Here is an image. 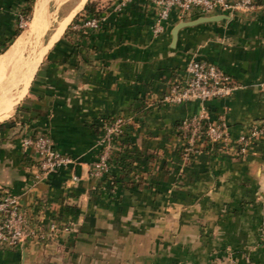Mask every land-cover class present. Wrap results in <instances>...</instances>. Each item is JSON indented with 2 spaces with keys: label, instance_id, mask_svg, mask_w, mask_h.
Wrapping results in <instances>:
<instances>
[{
  "label": "crops",
  "instance_id": "1",
  "mask_svg": "<svg viewBox=\"0 0 264 264\" xmlns=\"http://www.w3.org/2000/svg\"><path fill=\"white\" fill-rule=\"evenodd\" d=\"M91 1L97 13L84 2L0 121V192L18 195L28 227L48 232L0 247V264H264V132L244 155L204 145L186 159L176 129L202 105L210 118L225 114L232 136L264 124V3L172 12L154 33V0L120 8L119 0ZM54 2L35 0L30 23L44 10L53 15ZM23 3L0 0V55L17 38L2 49ZM213 14L225 16L182 25L173 39L176 23ZM91 16L97 26L81 25ZM192 57L217 64L240 86L204 102H164ZM115 116L125 124L110 152L113 183L92 176L90 164ZM41 132L74 161L33 181L35 158L21 141ZM128 160L133 169L124 177ZM53 222L59 228L51 232Z\"/></svg>",
  "mask_w": 264,
  "mask_h": 264
},
{
  "label": "built area",
  "instance_id": "2",
  "mask_svg": "<svg viewBox=\"0 0 264 264\" xmlns=\"http://www.w3.org/2000/svg\"><path fill=\"white\" fill-rule=\"evenodd\" d=\"M129 0H119L120 8ZM157 9L154 14L152 31L158 33L164 29V22L172 12L179 14H191L195 12L207 13L216 10L227 11L233 9H250L258 4L257 0H154ZM18 24L26 23V18L17 12ZM98 17L85 18L81 25L95 27ZM77 26V24H75ZM185 74L181 80H175L169 84L161 99L171 104H179L186 100L195 99L204 102L207 99L229 95L240 85L234 81L232 75L217 64L204 57H192L185 64ZM125 120L122 116H115L104 125L103 134L99 139L101 150L95 160L90 164V174L102 178L109 173L110 152L117 147L116 137L124 129ZM182 139V154L189 158L191 154L198 152L204 145L213 146L221 150L229 151L236 155L246 154L255 138L264 132V124L253 122L245 131L232 136L224 113H219L215 118H210L207 110L201 108L192 115L180 120L176 126ZM21 145L23 148H31L35 158L32 171V180L36 181L44 175L57 171L74 161L71 155L61 152L54 144L51 136L45 132L28 134L23 136ZM136 175V174H134ZM73 179L77 175H73ZM69 224L63 225L64 229ZM59 226L53 222L49 231H56ZM30 229L27 218L19 207L18 195L9 190L0 192V247L14 246L28 236L40 235L45 237L47 233ZM264 241V233H262ZM227 264H237L231 258Z\"/></svg>",
  "mask_w": 264,
  "mask_h": 264
},
{
  "label": "bare ground",
  "instance_id": "3",
  "mask_svg": "<svg viewBox=\"0 0 264 264\" xmlns=\"http://www.w3.org/2000/svg\"><path fill=\"white\" fill-rule=\"evenodd\" d=\"M85 1L86 0H80L78 5L61 21L46 47L42 49L37 63L35 58L31 60L30 57L32 51L30 38L35 37L36 46L37 34L39 31L44 32L49 26L52 15L51 13H45V10L42 12L40 19H34L30 25L17 36L6 51L0 55V121L11 115L14 106H16L21 97L25 95L24 93L27 91L29 81L31 77H33L32 73L33 71L35 73L44 53L52 43L58 39L70 19L77 10L82 7Z\"/></svg>",
  "mask_w": 264,
  "mask_h": 264
},
{
  "label": "rangeland",
  "instance_id": "4",
  "mask_svg": "<svg viewBox=\"0 0 264 264\" xmlns=\"http://www.w3.org/2000/svg\"><path fill=\"white\" fill-rule=\"evenodd\" d=\"M79 2H80V0H56V2L51 4L50 9L53 11L52 16H53V19L55 21L51 20V24H50L49 28L47 27L44 32L39 31V33L37 34V37H36V46L37 47L35 46L37 59H39V57L42 53V49L44 47H46L50 36L56 31V28L59 26L62 19H64L78 5ZM81 8L78 9L77 12L79 10H81ZM31 17H32V14L28 19H26V23H24L21 26L20 32L25 30L28 27V25L30 23L29 20ZM9 44L7 45V47L9 46ZM34 45H35V43H34ZM12 112H13V110H12ZM12 112H11V114H12Z\"/></svg>",
  "mask_w": 264,
  "mask_h": 264
},
{
  "label": "trees",
  "instance_id": "5",
  "mask_svg": "<svg viewBox=\"0 0 264 264\" xmlns=\"http://www.w3.org/2000/svg\"><path fill=\"white\" fill-rule=\"evenodd\" d=\"M34 1L35 0H24V3L22 4V6L20 7V10L18 11L21 14H23L26 19H28L31 16V14L33 13ZM257 2L258 3H264V0H257ZM83 8L86 11H88V13L90 15L93 13L94 14L97 13V11L95 10V4L91 0H87L84 4ZM20 30H21V26L18 24V17H16V24L12 28V31L5 38V41L2 44L3 45L2 49H5L9 43L11 44L13 42V40L20 34ZM121 163H123V168L125 169L124 177L128 176L133 169V165L131 164V161L128 160L127 163L121 161ZM102 180L112 181L113 183H116L118 181V179L113 177L111 175V173H107L105 176H103Z\"/></svg>",
  "mask_w": 264,
  "mask_h": 264
},
{
  "label": "water",
  "instance_id": "6",
  "mask_svg": "<svg viewBox=\"0 0 264 264\" xmlns=\"http://www.w3.org/2000/svg\"><path fill=\"white\" fill-rule=\"evenodd\" d=\"M225 14H213V15H202V16H199L195 19H192V20H187V21H180L178 23H176L173 28H172V35H173V39L176 38V35H177V30L179 29V27H181L182 25H185V24H192V23H195V22H198V21H202V20H212V19H217V18H220V17H224Z\"/></svg>",
  "mask_w": 264,
  "mask_h": 264
}]
</instances>
